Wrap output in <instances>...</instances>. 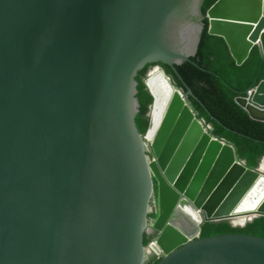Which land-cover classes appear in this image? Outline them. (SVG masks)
Returning a JSON list of instances; mask_svg holds the SVG:
<instances>
[{
    "label": "water",
    "instance_id": "95a60500",
    "mask_svg": "<svg viewBox=\"0 0 264 264\" xmlns=\"http://www.w3.org/2000/svg\"><path fill=\"white\" fill-rule=\"evenodd\" d=\"M204 1L0 0V264H147L155 181L162 210L176 203L166 219L176 223L182 209L198 224L197 234L160 241L158 264H264L263 237L202 236L206 221L244 227L264 217L236 186L264 156L249 167L212 131L176 67L194 62L205 18L238 65L255 45L264 59V0H216L207 13ZM160 63L177 73L186 90L175 84L215 136L195 168L176 152L182 140L176 148L160 123L146 139L157 104L148 75ZM148 64L153 99L142 134L136 77ZM244 93L236 102L264 121V79ZM164 182L181 195L169 199ZM243 214L250 219L242 225L232 221Z\"/></svg>",
    "mask_w": 264,
    "mask_h": 264
},
{
    "label": "trees",
    "instance_id": "16d2710c",
    "mask_svg": "<svg viewBox=\"0 0 264 264\" xmlns=\"http://www.w3.org/2000/svg\"><path fill=\"white\" fill-rule=\"evenodd\" d=\"M216 0H205L203 12L207 13L209 7ZM205 28L201 35L198 50L191 58L177 64L185 82L192 88L195 96L189 95V101L196 109L200 118L212 125V131L219 137L232 142L236 146L241 159L247 166L257 167L264 156V121L252 118L239 103L237 96H244V90L256 85L264 79V59L260 47L255 45L249 57L238 65L230 53L229 47L222 36L210 34L208 31V18H205ZM264 49V33L262 35ZM173 81L186 90L180 77L165 63H160ZM150 64L139 71L137 97L140 101V110L136 116L138 128L144 134L148 128L149 106L152 95L146 89L144 76ZM241 233L264 238V217L256 218L244 227L233 226L228 220L206 221L202 226V236L218 233ZM148 235L145 237V246L150 243ZM154 259L148 264H158Z\"/></svg>",
    "mask_w": 264,
    "mask_h": 264
},
{
    "label": "bare ground",
    "instance_id": "6f19581e",
    "mask_svg": "<svg viewBox=\"0 0 264 264\" xmlns=\"http://www.w3.org/2000/svg\"><path fill=\"white\" fill-rule=\"evenodd\" d=\"M146 78L147 77H145V79ZM148 85L157 97V104L153 110V126L146 134V139L149 141L155 130H158L159 127L165 131V134H167L168 129H170V132L166 135V140H174L176 143L178 139L182 140L184 145L179 146L176 152H179L182 159H186L184 164L187 163L188 165L189 162H194L193 168H195L196 164H198V162L201 163L206 156L208 148L215 140V136H213L211 131L198 118V116L193 113L183 91L175 84L172 77L164 74L162 71V65L159 64L150 67ZM160 100L162 102H160ZM159 123L160 126L158 127ZM178 143L176 144V148ZM221 152L224 151L220 148L218 153L220 154ZM253 185L254 187H252ZM236 186L239 189L245 190V192L248 189V195L244 200L245 205H248V202L250 201L252 206L249 205V208H254V211L264 210V157L260 161L256 171L245 170L240 175V179ZM172 187L171 189L168 188L167 184L164 182L161 189V191L169 192V199L173 198L172 195H175L174 191L176 190V193L181 195L178 189ZM175 208V201L171 204H165V202H163L162 210V204L159 201L158 216H160L162 212L165 213L168 209L170 215H172ZM167 213L160 216L161 219L159 218L160 220L158 224L161 226V233L159 238H156L150 244V253L162 254L164 253V249L162 248V245H160L161 243L169 246L180 240V238L186 236V234H197L198 224L185 211L178 209L177 215L174 217L177 224L171 223L169 222V219H166ZM232 218L234 223L242 225L250 219V216L243 214Z\"/></svg>",
    "mask_w": 264,
    "mask_h": 264
},
{
    "label": "rangeland",
    "instance_id": "374dc122",
    "mask_svg": "<svg viewBox=\"0 0 264 264\" xmlns=\"http://www.w3.org/2000/svg\"><path fill=\"white\" fill-rule=\"evenodd\" d=\"M205 121V120H204ZM207 125L212 129V125L207 123ZM148 154L150 156V158H153V152L150 146H148ZM155 181V180H154ZM158 190H157V183L155 181V195L152 198L151 201V209L150 212L148 214V220H149V235H153V239L150 240V243L155 240L158 236V233L156 231V229H154V223L156 222L157 216H158V206H159V200H158ZM154 259H156V255L154 253H150L146 263L148 264L149 262L153 261Z\"/></svg>",
    "mask_w": 264,
    "mask_h": 264
},
{
    "label": "flooded vegetation",
    "instance_id": "af4514ba",
    "mask_svg": "<svg viewBox=\"0 0 264 264\" xmlns=\"http://www.w3.org/2000/svg\"><path fill=\"white\" fill-rule=\"evenodd\" d=\"M148 236L153 239V235H148Z\"/></svg>",
    "mask_w": 264,
    "mask_h": 264
}]
</instances>
